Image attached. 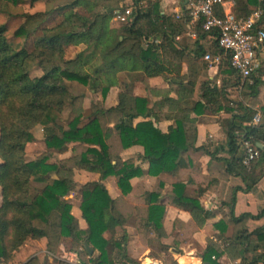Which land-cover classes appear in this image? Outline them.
I'll return each instance as SVG.
<instances>
[{
  "label": "trees",
  "instance_id": "1",
  "mask_svg": "<svg viewBox=\"0 0 264 264\" xmlns=\"http://www.w3.org/2000/svg\"><path fill=\"white\" fill-rule=\"evenodd\" d=\"M31 1L33 6L46 7L25 14V23L14 32V38L35 36L33 50L15 47L7 36V26H0V264H12L28 240H45L46 252L55 256L64 239L71 241L70 251L78 255L79 264H140L127 254L129 236L124 227L130 216L103 183L115 177L121 195L127 197L133 191L132 180L142 177L144 171L133 159L116 162L120 157L107 138L109 125L114 126L122 151L142 148L139 156L148 162L150 176L175 178L168 192L171 203L189 213L197 228H203L214 214L201 203L206 189L199 187L193 197L186 193L193 180H183L181 174L188 169L189 153L203 151L223 163L228 175L241 178L244 187L235 188L231 203L222 204L229 208V214L215 224L225 248L219 251L216 243L208 241L202 260L219 264L217 260L229 253L242 264H259L264 257V230L249 234L245 226L249 219L263 217L264 210L257 216L236 217L234 206L239 191H252L264 178V125H247L256 114L264 115V104L258 101L264 87V67L255 71L251 84L243 81L220 49L217 32H205L201 21L192 25L184 2L177 17L162 9L163 0H130L133 18L121 23L115 20V13L129 0ZM234 1L237 19H247L260 10L257 29L264 31V0ZM11 2L16 4L17 0H0V15ZM57 15L62 20L48 25ZM218 15L222 16L220 7ZM81 46L84 48L74 58H67V49ZM206 54L222 57L220 87L217 78L210 80L206 75ZM34 68L42 74L32 77ZM156 78H162L169 89L151 88L149 81ZM137 83L159 101L150 106L148 97L136 96ZM76 86L100 94L103 101L118 87L117 104L106 108L97 102L86 110L78 108L83 97L73 94ZM234 88H241L242 101L229 98L228 90ZM223 111L232 114L220 122L226 135L220 149L229 158L219 157L218 149L210 152L205 145L196 147L197 118ZM65 114L72 116L64 119ZM162 120L174 122L167 132L158 127ZM37 127L44 131L46 152L27 161V147L36 141L33 132ZM245 141L256 149L263 147L250 168L243 165ZM70 147L74 167L51 162ZM77 169L99 177L81 192L85 229L80 228L73 206L66 200L74 189ZM164 188L165 183L158 181L157 190L145 194L148 210L141 226L147 235L157 234L146 239L151 257L163 264H178L170 247L161 243L166 237V209L159 203ZM231 227L233 233L227 237ZM25 264L42 263L33 257ZM49 264L71 263L54 258Z\"/></svg>",
  "mask_w": 264,
  "mask_h": 264
},
{
  "label": "crops",
  "instance_id": "2",
  "mask_svg": "<svg viewBox=\"0 0 264 264\" xmlns=\"http://www.w3.org/2000/svg\"><path fill=\"white\" fill-rule=\"evenodd\" d=\"M224 1L226 4L225 5L226 12L232 11L234 13L235 1L234 0H224ZM182 3L183 2L181 0H163L162 9L168 14H175L177 15V17H179L182 12ZM184 6L186 7V3H184ZM191 39L194 41L196 39V36L192 34ZM258 58L260 61V68L264 67V46L259 50ZM207 63L209 64L206 72L207 77L210 80H214L215 78H217V85L220 87L221 75H219V65H214L209 62ZM184 71H186V68L184 69ZM156 80H160L163 83V85L162 86L155 85L153 82ZM138 84L142 85L141 83H137L135 85L134 94L136 96L148 97L150 101V106H153L156 102L159 101L158 98L153 97V95L146 89L145 91L148 93L147 94L148 96L136 94L135 89ZM149 85L151 88L157 90L169 89V85L162 78L151 79L149 81ZM112 89H116L118 95L119 88L114 87ZM228 94L230 95L229 98L233 97L239 99L240 101L243 100L241 96V88L230 89L228 90ZM171 97L176 98L175 94H171ZM151 98L152 100H154L153 103L151 101ZM258 101L260 104H264V87L261 88L260 90ZM229 107H232L230 103H229ZM231 116H232L231 112L223 111L219 114H213L211 112H207L203 116L198 117L197 118L198 123L196 125L197 127L196 147L200 148L205 145L207 148L208 143L211 145L214 144L213 149L207 148V150L210 152H214L216 149H218L220 150L218 154L219 157L229 158V156L226 153L221 151L222 146L226 143V135L220 126V122L229 119ZM192 117L195 118L196 116L192 115ZM173 124H174L173 121L162 120L158 124V127L161 131L167 132L168 127ZM163 125L166 126L165 129L162 128ZM133 150H139L136 159L133 157L128 159H133L135 165L140 166L142 168V170L144 171V175L140 178H136L132 180L131 182L133 186L132 193L127 197H123L121 195L120 190L117 187L115 177L114 179L108 180L109 178H113V177H109L103 183L107 188L109 194L112 196V198L118 200L120 207L130 216L128 217L129 220L126 226L124 227V229L126 230L129 236L128 245H127L128 256L140 264H152L155 262H159L163 264V262L160 259H155L151 257L152 248L146 242L148 236H150L151 239H154L157 237V234L153 231L150 232L149 235H147L141 226L142 225L141 219L147 215V210H148V202L145 194L157 190V182L163 181L165 183V188L162 192V196L159 203L163 205L166 209V214L163 220V227L166 237L161 239V243L165 246L170 247L169 252L172 255V258L178 264H206L203 262L202 256L208 246V241H213L214 243H216L220 249L219 251H223V249L225 248L223 247L222 241L219 238V232L216 230L215 224H217L220 220H222L224 216H227L229 214V208L227 206L223 207L222 204L231 203L234 189L238 187H244V183L242 179L239 177L228 175L225 171V166L223 165V163L219 162L218 160L212 159L207 153L203 151L189 153V155L187 156V160L189 161L188 169L181 174L182 176L181 178H183V180H188L189 178L193 180V184L187 187L186 193L188 196L193 197L197 194V189L199 187L206 189L205 193L203 194V197L201 198V203L206 210L214 214V218L212 220L207 221V223L203 228H197L194 225L189 213L181 211L177 207L173 206V204L171 203L170 197L168 196V192L170 190L171 184H173L176 181L175 178L169 175H161L159 177L150 176L148 174V169H149L148 162L144 161L139 156L143 152L142 148L134 147L129 150H125L123 152L126 153ZM119 157L121 156L119 155ZM137 159H140V162H136ZM83 172L86 175L95 176L96 178L94 179V181H97L99 178V177L97 178V174H92L86 171ZM211 181H214V183L210 184ZM66 200L69 201L68 198H66ZM1 203H2V198H1V190H0V205ZM127 209H129V211H127ZM263 210H264V178L252 191L250 192L239 191L237 193L236 203L234 206V214L236 217H240L245 214L257 216ZM72 214L78 220L80 228L85 229L86 223L82 219L80 208L79 209L73 208ZM130 222H133L132 225L130 224ZM130 226H132V232L129 231ZM245 227H246L245 233H249V234L264 230V216L258 219H249L246 222ZM232 233H233V229L231 227L226 233V236L230 237ZM66 241L68 242L67 243L68 246H70L71 241L69 239H64L63 243ZM45 243H46L45 240H40V241L28 240L19 249L12 264H25L33 257H37L35 254L31 256V252L34 251L36 245L43 246V244L45 245ZM63 245L64 244H62L61 247L59 248L58 251L59 254L63 250L62 248ZM228 254L229 253L223 254L217 260V262L219 264H242V260L233 259ZM258 254H262V250H258ZM70 255L71 257L76 258L75 252H73ZM53 257L58 259L56 256ZM65 258L66 257H61L59 260L67 261L71 264H79V261L77 259L76 262L74 263V261H71V259L64 260ZM215 259L216 258L213 257V260ZM259 264H264V257L262 258Z\"/></svg>",
  "mask_w": 264,
  "mask_h": 264
},
{
  "label": "built area",
  "instance_id": "3",
  "mask_svg": "<svg viewBox=\"0 0 264 264\" xmlns=\"http://www.w3.org/2000/svg\"><path fill=\"white\" fill-rule=\"evenodd\" d=\"M191 17L192 25L202 22L205 32L216 31L217 41L225 56H229L230 66L238 73L243 81L252 83V76L260 68L258 52L264 44V31L257 29L261 18V11H254L247 19H237L232 11L226 12L224 0H181ZM132 2L129 0L125 8L118 10L115 15L121 23H128L133 18ZM222 16L218 15V10ZM195 36V35H194ZM205 61L219 65L221 56L205 55ZM247 125L256 128L264 125V115L256 114ZM245 150L243 165L250 168L252 162L260 157V149H256L250 142L243 143ZM152 264H162L155 262Z\"/></svg>",
  "mask_w": 264,
  "mask_h": 264
},
{
  "label": "rangeland",
  "instance_id": "4",
  "mask_svg": "<svg viewBox=\"0 0 264 264\" xmlns=\"http://www.w3.org/2000/svg\"><path fill=\"white\" fill-rule=\"evenodd\" d=\"M45 7H46L45 5H38V6L34 5L33 6L31 0H17L16 4L11 2L10 4H8V7H6L4 9V13L0 15V26L1 25L7 26V31H8L7 36L10 40H12L14 42L15 47L25 46L30 51L33 50V44H34L35 36H31L29 39H25V38L16 39V38H14V32L23 23H25V18H24L25 14H27V13L32 14L35 11H39V10L42 11L43 9H45ZM61 20H62V17L57 15L55 18H53L52 20H50L48 22V25L54 26L57 23H59ZM115 20L118 21L117 16H115ZM83 48L84 47L81 46V47H71V48L67 49V55H66L67 58L68 59L74 58L75 55L79 51H81ZM41 74H42V72L40 71V69H37V68H34L31 71L32 77H37V76H40ZM121 80H125L124 76H121ZM153 83L155 85H158V86L163 85V83L160 80H156ZM72 91H73V94L75 96H79L80 98L83 97L79 101L78 108L81 106L84 110L89 109L91 104H95L97 102H103L106 108L113 107L115 104H117V90L116 89H112L104 101L102 100L103 98L100 94H93L88 89L79 88L78 86H76L72 89ZM135 92L138 95H147L148 94L145 91V88L139 84L136 86ZM151 101H152V103L154 102V100H152V98H151ZM71 116H72L71 114H70V116H69V114H65L63 117H64V119H67L68 117H71ZM188 127L190 130L192 128H194V126H188ZM162 128L165 129L166 126L163 125ZM33 133H34V136L36 138V141L32 144H29L27 147V155H26L27 161H33L37 156H40L46 152V146L44 143V135L45 134H44L43 129L40 127H37ZM116 134L117 133H116L113 125H109L106 128L107 138L114 143V147L116 148V149H114V151L121 156L119 158V160H116V162L122 163L124 160L131 158V157L136 159L137 153L139 150H133V151H129V152L124 153L120 149ZM207 145H208L207 148H209V149H213V147H214L213 146L214 144L211 145L208 143ZM59 161L66 164L67 166L74 167V160L72 159L71 147L69 148V151H67L65 154L56 155L54 157V159L51 160V162H59ZM136 162H140V159H137ZM74 178L76 180V183L74 185V189L71 193V196H69L68 199L72 203V206L74 209H79L80 204H81L82 189L84 188V186L86 184L94 181V179L96 177L86 175L83 171L77 169L75 172ZM97 178H98V175H97ZM110 179H114V177L109 178L108 180H110ZM34 186H36L38 188L43 187L42 185H37V184ZM76 211H78V210H76ZM127 211H129V209H127ZM132 223L133 222H130L131 225H132ZM129 231L132 232V226L129 227ZM67 243H68L67 241L63 243L64 245L62 247L63 248L62 252H60V254H59V252H57L55 256L58 259H60L61 257H66L64 260L71 259V261H74V263L76 262V259L79 261L77 254H76V258L71 257L70 254H72L73 252L70 253V246H68ZM34 254L40 259V262L42 264H49V263H52L54 260V257L46 252V244L45 245L43 244V246L36 245V248L34 249V251L31 252V256Z\"/></svg>",
  "mask_w": 264,
  "mask_h": 264
},
{
  "label": "water",
  "instance_id": "5",
  "mask_svg": "<svg viewBox=\"0 0 264 264\" xmlns=\"http://www.w3.org/2000/svg\"><path fill=\"white\" fill-rule=\"evenodd\" d=\"M259 148L262 149V145H259ZM87 251L90 253V255L93 254V251L89 248V247H86ZM206 264H209V263H206Z\"/></svg>",
  "mask_w": 264,
  "mask_h": 264
}]
</instances>
